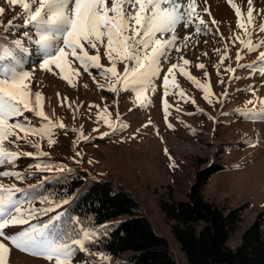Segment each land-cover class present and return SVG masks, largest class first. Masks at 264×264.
Returning a JSON list of instances; mask_svg holds the SVG:
<instances>
[{"label": "rangeland", "instance_id": "rangeland-1", "mask_svg": "<svg viewBox=\"0 0 264 264\" xmlns=\"http://www.w3.org/2000/svg\"><path fill=\"white\" fill-rule=\"evenodd\" d=\"M232 2L241 9L242 19L246 21L247 0ZM197 4L207 33L194 35V26L178 29L181 38L191 36L188 47L182 48L179 53L171 52L168 60L161 61L160 76L153 78L138 101L137 90L143 86L128 91H109L110 81L103 78L99 70L90 69L89 74L72 57L68 58L70 68L64 73L70 76L71 85L61 78L55 65L50 66L51 71L42 70L38 60V55L42 54L38 53L39 46L32 42L37 38L34 27H24V20L19 19L14 21L10 31L5 32L3 26L20 15L22 9L9 5L7 0H0V7L5 9L0 16V36L8 35L12 41H21L23 38L29 39L25 33L29 34L34 46L31 50L33 54L29 57L33 55V58H29L30 63L23 70L31 73L30 91L33 94L41 93L42 110L54 123L65 125L63 129L51 128L49 135L43 138L29 135L17 145L7 144L9 150L34 155L21 156L12 166H0V171L18 172L24 177L22 180L0 177V184L25 189L55 174L83 171L86 179L109 183L115 189L127 192L136 203L138 214L143 215L156 233L167 241L176 263L187 264L173 239L169 222L159 209V201L162 198L168 201L186 200L196 173L207 166L218 165L222 169L210 177L201 193L219 207H241L240 221L235 230L229 232L226 241L227 247L235 249L247 226L259 212L264 214V122H259L261 118L256 116L257 111H264V105L260 103L264 100V65L255 63L259 51H264V48L249 53L242 49L239 40L234 39L237 36L243 39L244 33L237 28V17L228 0H207V5L204 0H197ZM205 6L209 8L210 16L203 13ZM252 6L254 27L258 28L264 24V0H253ZM212 19L217 21L215 25ZM16 30L21 31V36L16 35ZM252 40L253 43L264 40V33L254 34ZM225 46L227 59L220 63ZM100 51L102 66L110 67L103 56L104 49ZM237 51L243 57L239 64L235 58ZM90 54L95 53L90 50ZM181 56L190 63L183 65ZM173 63L178 67L169 76L170 95L165 97L163 75ZM200 63L205 65L204 69L196 67ZM180 67L200 84L210 86L211 104L205 101L201 89L181 75ZM229 67L235 72L225 71ZM116 68L122 73L124 64L117 63ZM72 69H77L79 75L72 74ZM98 84L103 87H98ZM117 87L122 89V84ZM152 87L156 89L155 92L151 90ZM181 91L185 94L184 99L178 94ZM165 99L170 105L167 122L162 102ZM250 100L255 103H247ZM98 116L102 118L98 120ZM117 117L119 123L127 125L126 128H119ZM105 118L117 124V131L112 132L105 124ZM25 119L37 131L47 126L46 121L33 113H25L24 117L19 118L20 122ZM168 124L172 127L169 128ZM48 138L54 142L51 147ZM29 143L38 145L39 152ZM170 163H174L175 167H170ZM36 164L49 165L51 170H38L33 167ZM18 195L21 194L18 193L16 199L21 198ZM44 198L34 199L31 204L25 202V209H35V218L29 217V224L9 226L5 229L6 233L17 234L29 226L41 227L43 220L61 212L59 202L47 198L42 203ZM45 207L52 208L47 215L41 211ZM24 214L27 215V212ZM123 219L119 217L108 223L114 226ZM262 229L264 231V222ZM95 233L96 237L100 236L99 232ZM4 243L10 247L9 264H54V261L16 250L7 241ZM89 249L93 254L102 253ZM104 256L107 258L104 264L115 261L106 254ZM74 264H97V260L77 253Z\"/></svg>", "mask_w": 264, "mask_h": 264}, {"label": "snow or ice", "instance_id": "snow-or-ice-1", "mask_svg": "<svg viewBox=\"0 0 264 264\" xmlns=\"http://www.w3.org/2000/svg\"><path fill=\"white\" fill-rule=\"evenodd\" d=\"M7 3L11 6H19L22 13L3 26L5 32L10 31L14 21L19 19L24 20V27H34L37 38L32 42L39 46L38 53L42 54L38 55L39 67L42 70L51 71L50 66L55 65L61 73V78L71 85L70 76L64 73L70 68L71 61L68 58L72 57L89 74H91L90 69L99 70L101 76L110 81L109 91H128L143 86L137 90L136 99L138 101L153 78L160 76L161 61L168 60L171 52L179 53L182 48L188 47L191 36L184 35L181 38L178 29H189L194 26V35L208 31L205 21L201 18V12L198 10L197 0H7ZM204 3L207 5V0H204ZM228 3L237 17V28L244 33L243 39L239 36L234 37L235 40L240 41L242 49L252 53L264 48V40L258 43H253L252 40L254 34L264 33V24H260L258 28L254 27L253 0H247L246 21L242 19L241 9L232 0H228ZM202 11L211 15L207 6ZM4 12L5 9L0 7V16ZM216 23L217 21L212 19V24ZM25 37L30 39L27 32ZM101 48L104 49L103 56L107 58L110 67L104 68L100 62ZM226 49L227 46L220 56V63L227 59ZM21 50L22 44L19 40L14 41V47H0V166H12L21 156L34 155L29 152L20 153L18 150H9L7 144L17 145L29 135L43 138L49 135L51 128L63 129L65 127L63 123H54L51 117L42 110L41 93L33 94L30 91L31 73L22 68V56L26 53ZM90 50L95 54H90ZM235 58L239 64L243 58L240 51H237ZM180 59L183 65L190 63L183 56ZM117 63L124 64L122 73L117 71ZM255 63L264 65V51H259ZM177 67V64H171L167 73L163 75L165 97L170 95L169 76L173 75V70ZM196 67L204 69L205 65L200 63ZM179 71L203 91V98L211 104L210 86L200 84L183 67H180ZM225 71L235 72V69L229 67ZM72 74L78 76L79 71L72 69ZM205 76L207 77L206 72ZM93 79L95 82V77ZM119 84H122V89L117 87ZM97 86L103 87L99 84ZM151 90L155 92L156 89L152 87ZM250 91L254 93V90L250 89ZM178 94L181 99L185 98L182 91ZM162 102L167 122L170 105L166 99ZM247 103L254 104L255 102L250 100ZM260 103L264 105V100ZM105 112H107L106 109ZM25 113H33L36 117L42 118L47 122V126L37 131L27 119L20 122L19 118L24 117ZM256 116L261 118L259 122H264V111H257ZM101 118L97 117L98 120ZM10 121L14 122L10 123ZM104 122L112 132L117 131V124L121 129L127 127L119 123L118 117L117 124L111 123L107 118ZM167 126L172 127L171 124ZM19 133L24 135L21 136ZM110 134L104 133L103 135ZM53 143V140L48 138L50 147ZM29 146L39 152L38 145L29 143ZM165 154L168 155L167 149H165ZM40 155L44 154L40 153ZM171 159L169 155V160ZM33 167L38 170L41 168L51 170L46 164H36ZM170 167L174 168L175 164L170 163ZM58 170L62 171V169ZM0 177L24 179L20 173L10 171H0ZM28 191L15 185L0 184V264H9L10 247L6 246L4 241L16 250L49 262L54 261V264H74L77 253L94 257L97 264H104L107 259L104 254H93L88 248V244L96 242L94 230L83 228L76 230L75 235L65 233L61 236H55L54 233L48 231L53 227L54 221L60 219L59 216L50 218V222L43 223L41 227L29 226L17 234L6 233L5 229L9 226L29 224V217L35 218V209L24 208L25 202L31 204L35 199L27 194ZM18 193H24V195L16 199ZM46 200L47 198H44L41 202L44 203ZM41 211L47 215L52 208L45 207ZM25 212L27 215L24 214ZM73 222L79 223L78 221Z\"/></svg>", "mask_w": 264, "mask_h": 264}, {"label": "trees", "instance_id": "trees-1", "mask_svg": "<svg viewBox=\"0 0 264 264\" xmlns=\"http://www.w3.org/2000/svg\"><path fill=\"white\" fill-rule=\"evenodd\" d=\"M15 32L21 36L20 30ZM7 36H0V47H14V41ZM30 41L24 38L20 41L21 51L26 53L22 56V68L33 58V55L29 57L34 47ZM220 169L221 166L211 165L199 170L186 200L162 198L159 209L169 222L170 232L187 264H264V214H257L241 234L239 245L230 249L226 241L240 221L241 207H219L201 193L202 187ZM84 177L83 171L59 173L25 188L30 197H45L62 206L58 215L43 220L46 223L50 218L60 217L48 230L50 233L75 235L76 230L83 228L99 232L96 242L88 244V248L115 260L110 264H177L167 241L138 214L136 203L127 192ZM20 194L19 197L24 195ZM119 217L124 219L116 225L108 223Z\"/></svg>", "mask_w": 264, "mask_h": 264}]
</instances>
